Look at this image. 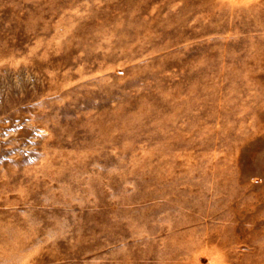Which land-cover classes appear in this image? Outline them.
<instances>
[{"label":"rangeland","instance_id":"1","mask_svg":"<svg viewBox=\"0 0 264 264\" xmlns=\"http://www.w3.org/2000/svg\"><path fill=\"white\" fill-rule=\"evenodd\" d=\"M0 264H264V0H0Z\"/></svg>","mask_w":264,"mask_h":264}]
</instances>
